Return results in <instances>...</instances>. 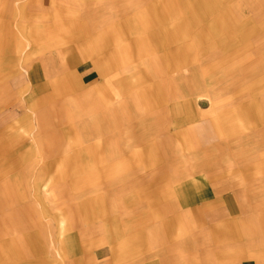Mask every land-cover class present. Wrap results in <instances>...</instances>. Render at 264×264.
<instances>
[{
	"label": "crops",
	"instance_id": "0c3cea01",
	"mask_svg": "<svg viewBox=\"0 0 264 264\" xmlns=\"http://www.w3.org/2000/svg\"><path fill=\"white\" fill-rule=\"evenodd\" d=\"M257 43L264 0H0V264H264Z\"/></svg>",
	"mask_w": 264,
	"mask_h": 264
},
{
	"label": "rangeland",
	"instance_id": "374dc122",
	"mask_svg": "<svg viewBox=\"0 0 264 264\" xmlns=\"http://www.w3.org/2000/svg\"><path fill=\"white\" fill-rule=\"evenodd\" d=\"M177 17V16H176ZM177 19L178 20H184L185 19V17H177ZM168 22H170V23H173V22H175L174 20H168ZM169 23V24H170ZM178 44H182V43H165V51H166V49L167 48H170V49H173V48H177V50L178 49H180L179 50V52H181L182 51V45L180 46V47H178L179 45ZM183 45H188L187 46V48H189V43H184ZM191 45V44H190ZM252 46V45H251ZM250 46V48L251 49H253V51H251V52H249L250 54H253L252 52H256V54H258L259 56L261 55V54H263V51H264V45H262V43H257V44H255L253 47H251ZM250 48H249V51H250ZM199 49V48H198ZM190 50H191V48H190ZM200 51H202L201 52V61L202 60H204L205 58H206V56L207 57H210V54H204V52L205 51H207L205 48H203V47H200V49H199ZM245 56H247V53L246 54H244ZM186 68V69H185ZM183 70L184 71H186V72H190L191 73V63L189 64V66L187 65L186 67H185Z\"/></svg>",
	"mask_w": 264,
	"mask_h": 264
}]
</instances>
